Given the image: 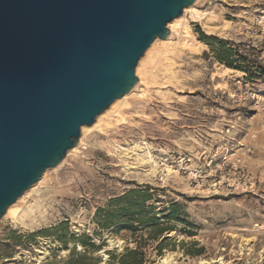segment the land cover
Returning <instances> with one entry per match:
<instances>
[{
	"label": "rangeland",
	"instance_id": "1",
	"mask_svg": "<svg viewBox=\"0 0 264 264\" xmlns=\"http://www.w3.org/2000/svg\"><path fill=\"white\" fill-rule=\"evenodd\" d=\"M194 7L201 16L185 14L190 38L174 35L178 45L161 56L143 95L48 170L20 201V217H0V264H73L80 253L82 264H119L137 241L140 264H264V74L227 70L196 31L240 44L253 71L264 69V0ZM136 186L153 187L158 208L178 201L192 225L165 222L174 229L155 238L98 228L96 208ZM82 233L95 247L72 238Z\"/></svg>",
	"mask_w": 264,
	"mask_h": 264
},
{
	"label": "water",
	"instance_id": "2",
	"mask_svg": "<svg viewBox=\"0 0 264 264\" xmlns=\"http://www.w3.org/2000/svg\"><path fill=\"white\" fill-rule=\"evenodd\" d=\"M194 0H0V217L59 164Z\"/></svg>",
	"mask_w": 264,
	"mask_h": 264
},
{
	"label": "trees",
	"instance_id": "3",
	"mask_svg": "<svg viewBox=\"0 0 264 264\" xmlns=\"http://www.w3.org/2000/svg\"><path fill=\"white\" fill-rule=\"evenodd\" d=\"M196 31L199 33V39L209 47L213 59L218 63L228 68L245 72L249 78H257L264 74V69L260 67H257V70L253 71L254 60H251L247 52H241L240 44L223 40L216 35L205 34L200 30L199 26L196 27ZM153 190L155 189L150 186H136L109 198L105 206H99L95 210L94 220L96 226L114 233L123 230L131 234L147 231L150 238H155L157 234L166 229H174V226H168L167 228L163 226L162 224L165 222L190 224L183 217V210L178 201H170L167 205L158 208L156 203L161 204L162 200L158 196H154ZM159 213L162 214L161 217L158 216ZM65 225V222H61L58 226L64 227ZM49 230L35 231L30 236ZM183 231L192 234L188 230ZM61 238L58 237L62 243H65V240ZM72 238L76 239L82 247H95L93 242H91V237L84 233L77 236L72 235ZM137 243L139 245L135 248H125L119 257V264H140L142 262V259L138 256L140 253L142 254L140 250L141 245L139 241ZM163 243L164 241L159 242L157 247L161 248ZM81 259L82 254L80 253L73 264H82Z\"/></svg>",
	"mask_w": 264,
	"mask_h": 264
},
{
	"label": "bare ground",
	"instance_id": "4",
	"mask_svg": "<svg viewBox=\"0 0 264 264\" xmlns=\"http://www.w3.org/2000/svg\"><path fill=\"white\" fill-rule=\"evenodd\" d=\"M195 1L196 0H194L188 6L184 7L179 16L173 18L166 24L169 30V34L167 37H165L164 39L156 37L148 46V48L144 51L143 55L140 57L135 67V75L137 76L136 84L128 92L124 93L122 96L112 101L104 111H102L100 114L96 116L92 124L81 126L80 135L77 140V143L66 152V155L64 156L62 161L56 166L46 169L34 184H32L28 189H26L13 203L7 206L2 216H10L15 220V218H17L21 213V208L19 205L20 201L23 200L30 191H32L33 189L44 183V181H46L48 170H56L58 167L62 165V163L64 162L67 156L77 151L80 144H83V137L86 135L88 131L91 130L101 131L108 125L109 117H111L114 114L120 115L122 107L127 104L129 98L133 96L143 95L145 91L144 87L149 83L148 78H150L151 74L153 73V72L151 73V71L154 68V66L157 65L158 62H160L161 56H163V54L167 52L168 48L174 49V47L178 45L177 38L176 40H174V35L176 34L177 36H180L181 32L184 31L185 36H189V25L187 24V20H185V14L189 13L196 20L200 19L201 13L197 10V8L194 7ZM199 46H201V44ZM168 52L170 51L168 50ZM225 68L227 70H233L228 67ZM142 85H144L143 88L141 87ZM162 262H166V258H163Z\"/></svg>",
	"mask_w": 264,
	"mask_h": 264
},
{
	"label": "built area",
	"instance_id": "5",
	"mask_svg": "<svg viewBox=\"0 0 264 264\" xmlns=\"http://www.w3.org/2000/svg\"><path fill=\"white\" fill-rule=\"evenodd\" d=\"M263 108H264V103H263Z\"/></svg>",
	"mask_w": 264,
	"mask_h": 264
}]
</instances>
